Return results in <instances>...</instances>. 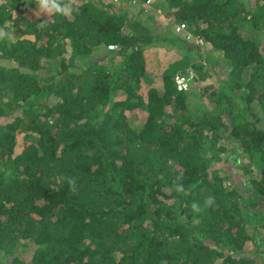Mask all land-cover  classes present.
Masks as SVG:
<instances>
[{
    "label": "trees",
    "instance_id": "obj_1",
    "mask_svg": "<svg viewBox=\"0 0 264 264\" xmlns=\"http://www.w3.org/2000/svg\"><path fill=\"white\" fill-rule=\"evenodd\" d=\"M9 1L0 4V29L14 32L0 39V264H264V0H166L165 17L225 60L205 56L221 66L215 111L189 100L176 70L162 87L146 82L150 47L204 56L144 21L147 0L135 16L111 0H71L68 17L31 18L30 0ZM102 49L106 63L76 64ZM130 112L145 115L140 127ZM230 163L243 168V188Z\"/></svg>",
    "mask_w": 264,
    "mask_h": 264
},
{
    "label": "rangeland",
    "instance_id": "obj_2",
    "mask_svg": "<svg viewBox=\"0 0 264 264\" xmlns=\"http://www.w3.org/2000/svg\"><path fill=\"white\" fill-rule=\"evenodd\" d=\"M77 2H80L81 0H75ZM9 0H0V4H9ZM32 2V5H30V9L28 12L24 13L23 16L26 15V17L31 18L38 16L41 12L37 8L36 0H30ZM117 6H121L123 8H127L129 11L130 16H135V14L139 11V8L141 7L140 3H130L126 2L124 0L119 1L118 3H115ZM29 6V5H28ZM167 2L166 0H153L150 4H148L145 9V14L147 16H150L149 19H147L146 15L142 16V19L144 21H147L148 23H151L155 28L161 24L163 27L167 29H171L174 31V26L175 22L169 20L168 18L165 17V10L167 7ZM22 8H26V5H22ZM187 27L189 28V32L193 35V28L188 24ZM164 29V28H163ZM7 33L6 37H12L13 36V31L12 30H4ZM176 33V32H175ZM182 37H184L182 35ZM194 41V40H193ZM115 48V47H114ZM114 48H110V50H114ZM201 54L204 56L200 57L198 52L195 50L185 52L181 48H179L176 45L172 44H167V46H155V47H150L146 50V56H147V75H146V82L147 83H154L158 87L163 86V75L164 73L170 74L172 73L173 70H176L175 75H182L186 78V81L188 83V87L185 90H189L190 93V101L193 102V104L197 107L208 105L212 110L215 109V103L213 100L210 99L209 94L211 93L212 90L215 88L220 87V81L218 80V76L215 72V70H220L221 66H215L212 65L210 61L206 59L205 56L208 55H217L215 54V51L211 48L209 44H205L200 47ZM72 54L71 50L68 51L67 56H70ZM105 54L104 50H97L94 53V56L92 58L85 57L86 59L80 61L79 59H76V64H81L93 61L94 59L100 60L104 63H106L105 60L101 59V57ZM109 56H111L112 53H108ZM220 57L221 60V65L225 66V60L221 58L220 55H217ZM121 57H117L116 59H120ZM93 59V60H92ZM195 64L201 67V70L203 73H210L212 72L211 75H208L206 79H202L200 77V74H198V71L195 68ZM210 89H207L209 88ZM204 98V99H203ZM129 116V121L132 123L134 127H140L143 124V119L145 115H139V114H134L133 112H130L128 114ZM27 137L22 134L18 138V144L16 147V154L19 153L24 145L27 142ZM229 146L231 147H236L237 145L234 143H228ZM243 163L248 162L246 158L242 159ZM249 163V162H248ZM247 163V164H248ZM226 168L229 170L231 175L234 174V178L236 179L237 183L236 185L239 188L242 187V179L241 175L243 173V168L239 167L236 169L231 163L226 164ZM244 190L245 195H248L247 189H242ZM261 237L264 236V227L262 228L261 232L259 233ZM19 254L23 256H27L28 250L26 248H18ZM261 251H264V247L260 248ZM260 252V251H259ZM251 256L254 257L257 256L256 252L254 250L248 252Z\"/></svg>",
    "mask_w": 264,
    "mask_h": 264
},
{
    "label": "clouds",
    "instance_id": "obj_3",
    "mask_svg": "<svg viewBox=\"0 0 264 264\" xmlns=\"http://www.w3.org/2000/svg\"><path fill=\"white\" fill-rule=\"evenodd\" d=\"M37 8L41 13L45 14H58L64 17L70 16L74 9L72 7L71 0L68 3H65L64 0H36ZM46 24L45 22H41L38 27L44 28ZM7 36V33L0 29V39H3ZM178 191H183V188H179ZM213 204V200L211 198L205 201V207H209ZM192 208L194 211H201L200 207L197 204H193Z\"/></svg>",
    "mask_w": 264,
    "mask_h": 264
},
{
    "label": "built area",
    "instance_id": "obj_4",
    "mask_svg": "<svg viewBox=\"0 0 264 264\" xmlns=\"http://www.w3.org/2000/svg\"><path fill=\"white\" fill-rule=\"evenodd\" d=\"M111 1L113 3H118L121 0H111ZM132 1H133V3H137V0H132ZM146 3L150 4L151 0H147ZM187 25L188 24L185 22H179V23L175 24L174 31L179 35L185 36L188 40H194L196 43L200 44L201 46L205 45L206 44L205 40L199 36H193L189 32V28L187 27ZM109 47L114 48L116 46L110 45ZM176 83H177V86L179 89H187V87H188V83L186 81V78L182 75L177 76Z\"/></svg>",
    "mask_w": 264,
    "mask_h": 264
}]
</instances>
